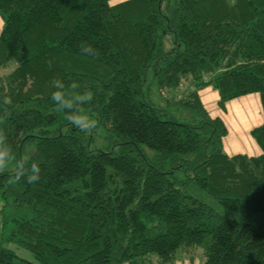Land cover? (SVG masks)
<instances>
[{"label":"trees","instance_id":"trees-1","mask_svg":"<svg viewBox=\"0 0 264 264\" xmlns=\"http://www.w3.org/2000/svg\"><path fill=\"white\" fill-rule=\"evenodd\" d=\"M0 12L12 149L0 193L23 209L20 241L37 258L0 240V264H173L191 245L204 264H264V122L251 130L264 113V0H0ZM54 82L89 94L76 110L94 128L57 110ZM229 129L247 148L251 130L261 153L229 154Z\"/></svg>","mask_w":264,"mask_h":264},{"label":"rangeland","instance_id":"rangeland-1","mask_svg":"<svg viewBox=\"0 0 264 264\" xmlns=\"http://www.w3.org/2000/svg\"><path fill=\"white\" fill-rule=\"evenodd\" d=\"M118 1V0H116ZM5 23V18L3 14L0 12V34L2 32L3 26ZM8 70H2L0 73L8 72ZM165 95L168 94L167 91H164ZM258 96V95H257ZM256 98V94H250L246 96V99ZM251 98V99H252ZM240 98L236 99L240 102ZM241 103V102H240ZM206 107L210 111L212 115L218 114L222 118L225 116V112L218 108V106H215L214 104L209 105L207 103ZM225 120V119H224ZM226 122V121H225ZM254 128V127H252ZM247 138L250 137V135H246ZM254 139V138H253ZM234 140V142H232ZM231 141V143L237 144L240 149L246 148V145L244 144V141L242 140L240 142L239 139L235 138ZM228 141V140H227ZM230 140L228 141V145H230ZM256 142V141H255ZM242 145V146H241ZM251 153V152H250ZM249 154V153H248ZM254 155V154H252ZM257 155V154H256ZM6 202L3 199L1 193H0V240L4 242L5 245L13 248L17 254L20 257L37 261V258L32 250L25 247L21 241H20V231H18L19 222L23 218L24 211L22 208H17L13 205L5 206ZM156 257L155 255H153ZM205 261V254L202 246L199 245H191L188 248H179L177 249L175 255H174V261L173 264H204ZM124 264H130L129 261H125Z\"/></svg>","mask_w":264,"mask_h":264},{"label":"clouds","instance_id":"clouds-1","mask_svg":"<svg viewBox=\"0 0 264 264\" xmlns=\"http://www.w3.org/2000/svg\"><path fill=\"white\" fill-rule=\"evenodd\" d=\"M120 3L126 2V0H119ZM109 6H113V0H108ZM81 50L90 55H98L99 53L86 42H81ZM56 91L52 93V100L57 104V110L65 113V119L79 127L83 131H89L95 127V121L83 111H78L77 106L86 102L90 97L88 93L80 94L71 89L65 90L63 84L54 82ZM12 159V149L7 143V138L2 130H0V171L7 167L8 163ZM25 165H28L27 171L28 181L30 183L36 182L39 179L40 166L35 161L30 164L27 160L24 161Z\"/></svg>","mask_w":264,"mask_h":264},{"label":"crops","instance_id":"crops-1","mask_svg":"<svg viewBox=\"0 0 264 264\" xmlns=\"http://www.w3.org/2000/svg\"><path fill=\"white\" fill-rule=\"evenodd\" d=\"M202 99H203V101H204V103H205V105H207V103L209 104V105H215V106H218V104H217V102H218V99H219V94H218V92L217 91H214L213 89H211V88H206V89H204V90H202ZM252 94H254V93H252ZM256 94V97H259V99H260V96H259V94L258 93H255ZM250 95V94H249ZM258 95V96H257ZM246 96H248V95H246ZM245 96V97H246ZM241 97H243V96H241ZM240 98V97H239ZM236 99H238V98H236ZM229 103V102H228ZM260 103H261V100H260ZM227 106H228V104H227ZM219 108V107H218ZM261 109H262V112H263V108H262V104H261ZM217 114H218V109H217ZM216 114V115H217ZM264 122V113H263V118H262V120H261V122H259L258 124H256V125H254L253 127H256V126H259V125H261L262 123ZM253 128H251V130H252ZM251 130H250V132H249V135H250V139H251V145H250V148H243V149H240L239 148V146H237V144H234V143H230V146H229V148H227V144H226V141H227V139H229V137H230V129H229V135L227 136V138H226V141H225V148H226V151L229 153V154H234V153H249L250 155H252V154H254V155H256V154H260L261 153V148H260V146L257 144V142H255V140L253 139V137H252V135H251ZM232 142H234V140L232 141ZM242 146V145H241ZM251 152V153H250Z\"/></svg>","mask_w":264,"mask_h":264}]
</instances>
